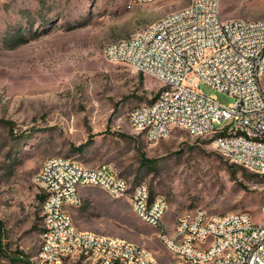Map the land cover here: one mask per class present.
I'll return each mask as SVG.
<instances>
[{"label":"rangeland","instance_id":"obj_1","mask_svg":"<svg viewBox=\"0 0 264 264\" xmlns=\"http://www.w3.org/2000/svg\"><path fill=\"white\" fill-rule=\"evenodd\" d=\"M188 1L128 8L127 0H0V242L13 258L4 256L1 264H37V195L43 193L34 178L43 159L54 155L90 167L105 164L131 183H145L166 199L167 222L195 208L247 212L264 221V174L228 162L210 137L181 128L149 145L128 114L155 98L160 81L103 55L108 42ZM220 3L224 18L264 17V0ZM199 88L223 105L234 100L204 83ZM141 152L156 159L153 168L139 164ZM67 210L78 229L126 239L150 250L161 264L171 263L156 229L125 198L82 187L79 204ZM61 264L98 263L79 258Z\"/></svg>","mask_w":264,"mask_h":264},{"label":"built area","instance_id":"obj_2","mask_svg":"<svg viewBox=\"0 0 264 264\" xmlns=\"http://www.w3.org/2000/svg\"><path fill=\"white\" fill-rule=\"evenodd\" d=\"M153 1L127 0V7ZM103 55L160 81L155 98L128 114L149 145L181 128L210 137L228 162L264 174V17L224 18L220 0H189L108 42ZM200 83L234 100L223 105L201 92ZM34 179L44 196L37 264L79 258L98 264H161L141 245L75 226L67 208L79 204L80 189L87 186L125 198L135 215L156 229L170 264H264V221L247 212L195 208L167 222L166 199L153 195L145 183L132 184L105 164L90 167L61 155L45 157ZM260 212L264 215V205Z\"/></svg>","mask_w":264,"mask_h":264},{"label":"trees","instance_id":"obj_3","mask_svg":"<svg viewBox=\"0 0 264 264\" xmlns=\"http://www.w3.org/2000/svg\"><path fill=\"white\" fill-rule=\"evenodd\" d=\"M82 147H83V145L80 144V145L75 146L74 149L75 150H81ZM138 160H139V164L141 166H148L149 168H153L155 165V162H156L155 158H148L145 156V154L143 152L139 153ZM138 183H140V182H138ZM132 184H136V183H132ZM37 198H38V201L41 203L43 201L44 196H43V194H39V195H37ZM4 256H6L9 259H13L12 257L6 255L5 248H4L3 244L0 242V264H1V259ZM16 256L21 257L22 255H16ZM17 259H14V260H17Z\"/></svg>","mask_w":264,"mask_h":264}]
</instances>
